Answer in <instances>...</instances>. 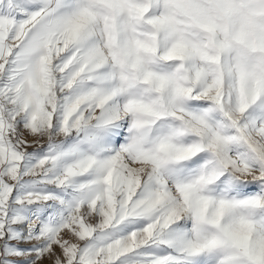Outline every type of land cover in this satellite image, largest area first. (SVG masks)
I'll return each instance as SVG.
<instances>
[{
    "label": "snow or ice",
    "instance_id": "6c2138e0",
    "mask_svg": "<svg viewBox=\"0 0 264 264\" xmlns=\"http://www.w3.org/2000/svg\"><path fill=\"white\" fill-rule=\"evenodd\" d=\"M0 264H264V0H0Z\"/></svg>",
    "mask_w": 264,
    "mask_h": 264
}]
</instances>
